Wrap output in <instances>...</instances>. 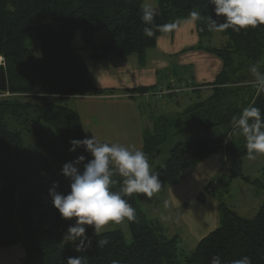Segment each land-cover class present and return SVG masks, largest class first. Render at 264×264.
Returning a JSON list of instances; mask_svg holds the SVG:
<instances>
[{
    "label": "trees",
    "instance_id": "1",
    "mask_svg": "<svg viewBox=\"0 0 264 264\" xmlns=\"http://www.w3.org/2000/svg\"><path fill=\"white\" fill-rule=\"evenodd\" d=\"M143 2L0 0V56L5 63L0 65V205L5 208L0 210V248L23 242L27 247L25 264H66L68 257L79 255L86 257L88 264H112L113 260L119 264H210L214 255L226 264L244 255L252 258V264H264V202L250 218L222 206L221 225L190 253L182 252L179 239L167 237L159 222L148 219L137 193L125 197L135 209V218L128 220L130 243L121 230L104 232L97 238L88 226L87 234L93 237L91 248L78 253L75 247L79 242L62 240L70 220L63 219L53 206L49 189L58 181V191L67 194L71 181L61 174L63 165L79 155L91 159L83 148L69 151L70 140H82L86 135L79 112L68 106L67 99L115 92L96 87L91 63L116 54L137 55L140 64L145 65L147 51L156 46L159 37L174 29H154L151 37L145 36ZM155 9L158 15L154 23L160 25H176L191 19V12L200 13L195 21L200 40L189 50L215 55L222 69L212 81L165 85L172 88L187 84L191 103L193 97L196 101L173 114H149L154 128L144 130L143 151L152 172L159 175L162 184H174L185 169L210 155L225 153L231 160L233 175H241L246 141L233 131L231 121L249 105L264 114V91L253 85L255 74L250 70L256 65L264 73V25L239 32L229 28L221 32L225 43L214 47L205 44L216 32L207 27V17L216 18L209 0H159ZM102 29L112 34L98 44L95 35ZM33 31L38 37V57L28 46ZM162 86H139L118 95L134 101L143 99V95L154 100L165 96L168 105H180L179 92L154 95ZM142 99L139 108L149 113ZM170 128L176 129L175 138L164 146ZM165 150L168 155L163 160ZM113 179L116 183L112 190L119 191L121 178ZM104 237L109 243L97 247L96 240Z\"/></svg>",
    "mask_w": 264,
    "mask_h": 264
},
{
    "label": "clouds",
    "instance_id": "2",
    "mask_svg": "<svg viewBox=\"0 0 264 264\" xmlns=\"http://www.w3.org/2000/svg\"><path fill=\"white\" fill-rule=\"evenodd\" d=\"M214 5V13L207 17L209 31L223 32L229 28L233 31L247 30L264 25V0H209ZM141 21L145 25V36L151 37L154 29L166 31L174 24H155L158 10L150 6L141 9ZM191 17L197 19L200 13L191 12ZM223 17V22L219 18ZM255 74L253 85L258 91H264V73L258 71L256 65L251 66ZM233 131L239 132L246 141L247 156L255 159L257 155H264V114L260 108L249 105L238 116L232 117ZM70 152L83 148L90 154L91 159L79 155L74 160L66 162L61 174L68 178L70 191L67 194L58 191L59 182L54 181L49 189V196L53 206L58 209L65 220H74L64 234V240L79 243L75 250L91 248L93 237L87 235V227L93 229V236L100 237L102 229L109 223H121L123 220H133L135 209L125 197L134 193L143 194L151 198L160 191L162 182L158 174L152 172L151 165L145 152L135 145L101 142L93 134L84 139L69 141ZM82 166V170H81ZM114 176L121 178L119 191H113L116 183ZM168 202L165 201V206ZM109 243L107 237L96 240V246L103 248ZM66 264H88L83 256L68 257ZM112 264H119L113 260ZM210 264H226L219 255H214ZM230 264H252V258L244 255L232 259Z\"/></svg>",
    "mask_w": 264,
    "mask_h": 264
},
{
    "label": "rangeland",
    "instance_id": "3",
    "mask_svg": "<svg viewBox=\"0 0 264 264\" xmlns=\"http://www.w3.org/2000/svg\"><path fill=\"white\" fill-rule=\"evenodd\" d=\"M145 6L158 8L159 0H144L143 7ZM111 34V30L102 29L96 33L95 40L98 44H101L109 40ZM223 37L221 32H216L205 43L220 47L225 43ZM28 46L35 49L37 57L40 55L38 37L34 31L30 34ZM181 71H178L177 76L189 75V71L182 69ZM161 75L163 80L166 73L162 72ZM174 76L176 75L174 74ZM186 85H177L175 93H181L179 95L181 105L177 108L173 104L168 105V100L164 96L165 94H172L174 91L165 93L164 97H159V100H154L145 95H143V99L138 98L137 101L135 100L139 102L142 99L149 108V113L141 112L143 128H151V130L154 128L149 117L150 113L160 116L162 114H173V111L184 110L189 104L187 98H182L190 90ZM161 89L170 90L165 88V85ZM193 101H196L194 97ZM67 104L69 107L76 105L75 99L68 98ZM104 116H106L105 119H107L106 121L111 129L122 130L121 132L102 131L100 133L111 142L113 137L109 136L120 134L115 139V143L121 144L123 134H131V128L134 126L135 129V126H137V120H133L131 111L125 108L109 109L107 115L104 114ZM175 130L170 128L168 139L163 142L164 146L170 145L172 139L175 138ZM93 134L95 133H91V136ZM128 137L131 139V136L128 135ZM167 155L168 152L165 150V153L161 155V159H166ZM242 160L241 175L236 176L233 175V167L228 155L220 153L208 156L185 169L178 182L162 184L160 191L154 193L150 199L137 193L138 202L148 219L159 222L162 232L169 238L176 236L179 239L181 251L190 253L202 238L221 225L220 211L222 206L243 217L250 218L256 215L263 204L264 186H261L259 182L264 185V155H257L255 159H249L248 156H245ZM165 201L168 202L167 206H165ZM4 209L0 205V210ZM72 223H74V220H70V224ZM113 230H121L126 241L128 243L132 241L128 219L123 220L121 223H109L102 229L101 233ZM87 235L92 237L89 234ZM62 240L63 242H72L64 240V235ZM76 242H79V240ZM26 260L27 247L23 242L0 248V264H25Z\"/></svg>",
    "mask_w": 264,
    "mask_h": 264
},
{
    "label": "crops",
    "instance_id": "4",
    "mask_svg": "<svg viewBox=\"0 0 264 264\" xmlns=\"http://www.w3.org/2000/svg\"><path fill=\"white\" fill-rule=\"evenodd\" d=\"M195 21L196 19L193 18L178 21L170 33L159 37L156 46L147 51L145 65L140 64L137 55L119 57L116 54L91 63V75L96 87L115 89V92L97 96L71 97L75 99L76 105L70 107L79 112L86 137H91V133L94 132L99 141L115 143V139L120 134L109 136L113 137L111 142L100 133L102 131L121 132L122 130L111 129L107 119H105L106 116L103 117V115H107L108 110L112 108H125L131 111L133 120H137V126L135 129L134 126L131 128V134L122 133L121 144L125 146L135 145L143 150V133L146 128L142 126L140 104L130 98H121L118 94L139 86L167 85L186 80L204 83L212 81L216 77L222 69V62L215 55L203 50H189L190 47L197 45L200 40L196 32ZM223 38L225 40V37ZM181 69L189 71V75L177 76ZM162 72L166 73L163 80ZM188 94L182 96V98H187V103H189L187 106L191 104V96ZM180 105H176L175 108L180 107ZM128 135L131 136V139Z\"/></svg>",
    "mask_w": 264,
    "mask_h": 264
},
{
    "label": "built area",
    "instance_id": "5",
    "mask_svg": "<svg viewBox=\"0 0 264 264\" xmlns=\"http://www.w3.org/2000/svg\"><path fill=\"white\" fill-rule=\"evenodd\" d=\"M5 63H4V58L3 57H1L0 56V65H4ZM170 90L169 91H167V90H163V89H158V91H156L155 93H154V95H156V96H162V95H164L165 93H170V92H175V91H177L176 89H177V87H172V88H169Z\"/></svg>",
    "mask_w": 264,
    "mask_h": 264
}]
</instances>
